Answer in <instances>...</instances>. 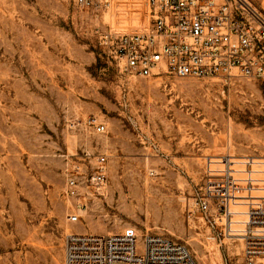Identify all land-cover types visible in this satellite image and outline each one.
Masks as SVG:
<instances>
[{
	"label": "rangeland",
	"instance_id": "1",
	"mask_svg": "<svg viewBox=\"0 0 264 264\" xmlns=\"http://www.w3.org/2000/svg\"><path fill=\"white\" fill-rule=\"evenodd\" d=\"M109 1L96 16L75 0H0V264H65L68 234L127 227L223 264L227 247L189 219L187 205L207 156L264 157V80L122 71L94 29L146 28L147 0ZM102 154L104 190L66 195L67 175L91 174Z\"/></svg>",
	"mask_w": 264,
	"mask_h": 264
},
{
	"label": "built area",
	"instance_id": "2",
	"mask_svg": "<svg viewBox=\"0 0 264 264\" xmlns=\"http://www.w3.org/2000/svg\"><path fill=\"white\" fill-rule=\"evenodd\" d=\"M78 9L96 16L109 0H75ZM146 28L126 30L96 25L97 43L110 61L131 75L169 74L200 79L231 76L264 80V10L253 0H147ZM96 122V121H91ZM94 124V123H93ZM98 132L106 125L95 123ZM202 186L188 202L190 220L227 247L223 264H264V157L207 156ZM108 160L97 157L94 171L67 175L71 198L88 188L101 193ZM69 220H81L79 210ZM227 240L229 242H227ZM241 251L230 253L231 246ZM65 264H202L184 243L159 233L72 232L66 237Z\"/></svg>",
	"mask_w": 264,
	"mask_h": 264
},
{
	"label": "bare ground",
	"instance_id": "3",
	"mask_svg": "<svg viewBox=\"0 0 264 264\" xmlns=\"http://www.w3.org/2000/svg\"><path fill=\"white\" fill-rule=\"evenodd\" d=\"M236 74H237L236 70H233L232 73L229 74V75L232 76V75H236ZM137 232H138V230H137L135 227H127V228H125L123 231H120V232H113V233H107V234H105V235L124 234V233H132V234H136V235H138ZM146 234H147V233H146ZM138 236H141V235H138ZM209 238H212V237H209ZM212 239H213V238H212Z\"/></svg>",
	"mask_w": 264,
	"mask_h": 264
}]
</instances>
